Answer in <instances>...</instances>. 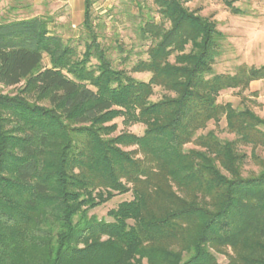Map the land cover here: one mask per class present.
Masks as SVG:
<instances>
[{
    "label": "trees",
    "instance_id": "obj_1",
    "mask_svg": "<svg viewBox=\"0 0 264 264\" xmlns=\"http://www.w3.org/2000/svg\"><path fill=\"white\" fill-rule=\"evenodd\" d=\"M188 1L154 0L160 21L139 27L148 57L130 71L98 42L91 0L82 54L52 18L0 21V86L18 88L0 94V264H264V119L218 101L264 67L215 74L225 37ZM120 118L144 133L116 134ZM224 119L234 140L201 133ZM240 146L259 174L244 177ZM128 193L111 221L89 216Z\"/></svg>",
    "mask_w": 264,
    "mask_h": 264
},
{
    "label": "rangeland",
    "instance_id": "obj_2",
    "mask_svg": "<svg viewBox=\"0 0 264 264\" xmlns=\"http://www.w3.org/2000/svg\"><path fill=\"white\" fill-rule=\"evenodd\" d=\"M93 25L98 42L106 51L114 67L130 71L141 59H147L150 45L140 36L139 27L150 17L160 21L154 0H91ZM85 0H0V21L3 19L47 16L53 19L50 29L61 36L65 42L75 47L79 54L85 51L87 34L83 28ZM242 13L235 14L232 7ZM186 6L205 18L216 22L218 30L225 39L221 44V55L214 65L215 74H234L239 67H264V0H189ZM97 60L92 59V64ZM44 65L49 66L45 57ZM138 81H149L151 75L132 74ZM18 88L0 86V94L15 95ZM165 91L155 89L152 101H159ZM220 103H231L235 108H250L264 119V80L251 83L246 90H227L221 93ZM123 120L117 119L118 131L142 135L143 125L125 127ZM215 131L222 140H234L235 136L227 130L225 119L219 125L210 123L207 130ZM189 145L187 148H194ZM130 148L128 150H133ZM240 151L248 155L243 168L244 177L257 175L261 168L252 159V148L240 146ZM256 155L264 161V149H257ZM133 199L131 193L116 195L111 201L89 212L99 220L111 221L108 213L124 201ZM228 254L232 252L227 250ZM218 264H229L227 255L218 256Z\"/></svg>",
    "mask_w": 264,
    "mask_h": 264
}]
</instances>
